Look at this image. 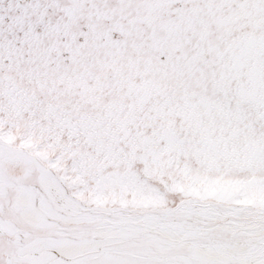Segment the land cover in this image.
Here are the masks:
<instances>
[{
  "label": "snow or ice",
  "instance_id": "6c2138e0",
  "mask_svg": "<svg viewBox=\"0 0 264 264\" xmlns=\"http://www.w3.org/2000/svg\"><path fill=\"white\" fill-rule=\"evenodd\" d=\"M0 264H264V0H0Z\"/></svg>",
  "mask_w": 264,
  "mask_h": 264
}]
</instances>
